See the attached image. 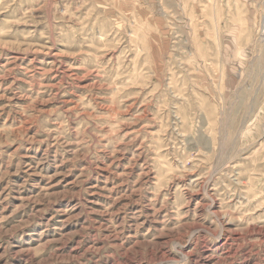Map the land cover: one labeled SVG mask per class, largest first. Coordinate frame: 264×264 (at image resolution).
I'll return each instance as SVG.
<instances>
[{
  "label": "rangeland",
  "instance_id": "rangeland-1",
  "mask_svg": "<svg viewBox=\"0 0 264 264\" xmlns=\"http://www.w3.org/2000/svg\"><path fill=\"white\" fill-rule=\"evenodd\" d=\"M0 264H264V0H0Z\"/></svg>",
  "mask_w": 264,
  "mask_h": 264
}]
</instances>
